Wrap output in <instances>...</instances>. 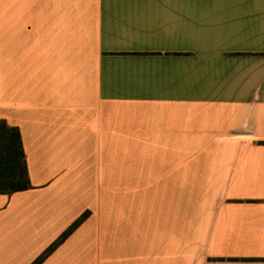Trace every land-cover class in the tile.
<instances>
[{
    "label": "crops",
    "instance_id": "1",
    "mask_svg": "<svg viewBox=\"0 0 264 264\" xmlns=\"http://www.w3.org/2000/svg\"><path fill=\"white\" fill-rule=\"evenodd\" d=\"M0 119V264H264V0H0Z\"/></svg>",
    "mask_w": 264,
    "mask_h": 264
},
{
    "label": "trees",
    "instance_id": "2",
    "mask_svg": "<svg viewBox=\"0 0 264 264\" xmlns=\"http://www.w3.org/2000/svg\"><path fill=\"white\" fill-rule=\"evenodd\" d=\"M20 134L0 119V194L11 195L31 189ZM89 215L82 213L30 264H41Z\"/></svg>",
    "mask_w": 264,
    "mask_h": 264
}]
</instances>
